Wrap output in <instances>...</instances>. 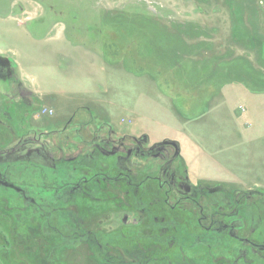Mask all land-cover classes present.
<instances>
[{"label": "rangeland", "instance_id": "rangeland-1", "mask_svg": "<svg viewBox=\"0 0 264 264\" xmlns=\"http://www.w3.org/2000/svg\"><path fill=\"white\" fill-rule=\"evenodd\" d=\"M94 135L119 150L135 138L147 139L145 148L170 142L174 167H187L184 156L195 179L233 183L203 186L238 198L255 220L243 234L264 244V0H0L1 172L23 185L24 163L10 150L32 140L53 158L74 157ZM129 165L149 175L145 186L129 196L122 185L109 188L110 199L85 217L50 215L62 235L39 216L26 222L22 199L0 186V264H140L147 254L204 264L199 244L180 251L131 233L148 210L168 207L155 180L159 161ZM41 172L32 183L54 174ZM187 208L175 218L199 231L198 207ZM77 222L110 236L102 247L87 236L78 242Z\"/></svg>", "mask_w": 264, "mask_h": 264}, {"label": "flooded vegetation", "instance_id": "flooded-vegetation-1", "mask_svg": "<svg viewBox=\"0 0 264 264\" xmlns=\"http://www.w3.org/2000/svg\"><path fill=\"white\" fill-rule=\"evenodd\" d=\"M99 138L94 135L89 151L74 157L60 154L59 157L53 158L47 147L33 146L35 141L32 140H27L8 152V158L12 156L18 158V163H24L28 183L23 185L16 183L0 169V186L10 190L11 199L17 197L22 199L25 204L24 209H28L26 222L31 224L33 221L31 217L39 216L45 220L44 229L55 228L56 233L62 235L63 231L59 228L58 221H52L50 215L67 214L69 218H78L80 215L85 217L82 213L86 211L91 213L101 201L110 199L108 190L111 187L122 185L125 196H129L135 189L142 188V184L145 186L147 178L150 179L149 175L138 177L139 173L134 172L129 164L134 157H149L159 161L160 173L155 180L160 184V189L165 190L162 194L163 203L168 209L148 210L145 225L134 226L131 233L133 231L147 233L146 235L154 237L157 245L166 244L180 251L191 248H186L189 243L199 244L198 246L204 250V257H207L204 258V264L212 260L214 264H264V256L261 255L264 253V244H257L243 234L245 230L251 229V224L255 223L250 211L241 212L242 209L239 207L242 205L239 199L224 190L215 188L207 191L203 185L194 183L190 179L188 168L183 164L180 168L174 167L177 153L175 147L174 152L168 149L172 147L170 143H157L145 148L142 145L148 140L142 138L144 140L141 142L135 138L134 147L120 145L122 150H119L114 144L112 145L110 137L98 141ZM158 149L168 154L163 157L157 155ZM113 150L116 152L112 154ZM1 161L0 155V164ZM45 169H49L54 174L41 184L32 183L33 174L42 176L45 173L41 171ZM250 198L251 195H248L244 200ZM242 203L245 202L242 200ZM191 205L198 207L199 231H191L188 225H183L175 218L176 211L184 213ZM53 222L56 225H53L55 224ZM74 224L76 226L73 237L78 242L87 236L89 244L102 247L105 244L102 243V239L110 236L92 230L84 231V222ZM251 233L255 231L251 230ZM214 255L216 258H213ZM183 259L187 261L184 264H193L190 259ZM163 261L155 258L154 254H147L140 264H162ZM167 264L179 263L167 260Z\"/></svg>", "mask_w": 264, "mask_h": 264}, {"label": "crops", "instance_id": "crops-1", "mask_svg": "<svg viewBox=\"0 0 264 264\" xmlns=\"http://www.w3.org/2000/svg\"><path fill=\"white\" fill-rule=\"evenodd\" d=\"M80 52H82V51H80ZM80 56L81 55H84L85 56V58H90V53L89 52H85V53H80L79 54ZM72 58H74V57H72ZM16 64V63H15ZM17 65V64H16ZM18 66V65H17ZM19 67V66H18ZM168 140H170V141H175V140H172V139H168ZM165 141V140H164ZM162 142V141H161ZM176 142V141H175ZM155 143H160V142H155ZM182 158L185 160V162H186V164H187V168H188V173H189V176L191 177V180L194 182V183H196V184H200V185H204V184H206V185H211V186H231V187H234L233 186V183H224V182H222V181H218V182H216L215 184H212L210 181H208V178L207 177H201V178H198V179H195L196 178V176H195V178H194V175H193V172H192V169H191V166H189V164H188V160L184 157V156H182ZM189 166V167H188ZM190 171L192 172V173H190ZM229 171V170H228ZM227 171V172H228ZM205 176V175H204ZM228 176H230L231 177V179H234V178H238V176L237 175H235L234 173L233 174H228ZM207 178V179H206ZM202 180H204V183H202ZM227 184V185H226ZM239 186V185H238Z\"/></svg>", "mask_w": 264, "mask_h": 264}, {"label": "trees", "instance_id": "trees-1", "mask_svg": "<svg viewBox=\"0 0 264 264\" xmlns=\"http://www.w3.org/2000/svg\"><path fill=\"white\" fill-rule=\"evenodd\" d=\"M254 194H256V193H254ZM258 194V193H257Z\"/></svg>", "mask_w": 264, "mask_h": 264}, {"label": "water", "instance_id": "water-1", "mask_svg": "<svg viewBox=\"0 0 264 264\" xmlns=\"http://www.w3.org/2000/svg\"><path fill=\"white\" fill-rule=\"evenodd\" d=\"M166 143H168V142H166ZM170 143V142H169Z\"/></svg>", "mask_w": 264, "mask_h": 264}]
</instances>
